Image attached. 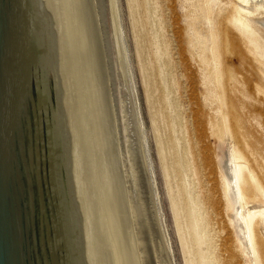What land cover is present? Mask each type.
I'll use <instances>...</instances> for the list:
<instances>
[{"label": "water", "instance_id": "95a60500", "mask_svg": "<svg viewBox=\"0 0 264 264\" xmlns=\"http://www.w3.org/2000/svg\"><path fill=\"white\" fill-rule=\"evenodd\" d=\"M0 264H172L115 0H0Z\"/></svg>", "mask_w": 264, "mask_h": 264}, {"label": "rangeland", "instance_id": "374dc122", "mask_svg": "<svg viewBox=\"0 0 264 264\" xmlns=\"http://www.w3.org/2000/svg\"><path fill=\"white\" fill-rule=\"evenodd\" d=\"M115 7L171 263L264 264V210L249 207L264 202V33L255 21L264 0ZM217 149L235 162L250 253L230 217Z\"/></svg>", "mask_w": 264, "mask_h": 264}, {"label": "bare ground", "instance_id": "6f19581e", "mask_svg": "<svg viewBox=\"0 0 264 264\" xmlns=\"http://www.w3.org/2000/svg\"><path fill=\"white\" fill-rule=\"evenodd\" d=\"M251 1H255V0H251ZM255 21H258L261 23L260 25L262 26L263 29H260V28L259 29L260 31L264 33V16L258 18ZM217 150H220V149H217ZM218 153H220L218 154V162H220V166L222 168V175H223V178H225V182H226L225 193H227V196L230 202V208H229L230 217H231L233 224L235 225V228L237 230L240 240H242L244 247L250 253L249 241L251 239H249L248 227L245 224V219L243 218V209L241 208L239 204L240 198H239V193L236 187L237 177H236L235 162L230 155V151L220 150V152ZM249 207H251V209L253 208V209L264 210V202L263 201L255 202L254 204L249 205ZM260 212H261V216L264 217V211H260ZM260 223H261V226L260 225L259 226L261 227V230L263 232L262 234L264 235L263 219L260 220Z\"/></svg>", "mask_w": 264, "mask_h": 264}]
</instances>
